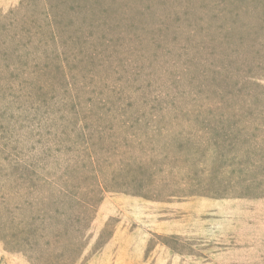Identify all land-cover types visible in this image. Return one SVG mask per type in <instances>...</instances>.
<instances>
[{
  "label": "rangeland",
  "instance_id": "obj_1",
  "mask_svg": "<svg viewBox=\"0 0 264 264\" xmlns=\"http://www.w3.org/2000/svg\"><path fill=\"white\" fill-rule=\"evenodd\" d=\"M0 264H264V0H0Z\"/></svg>",
  "mask_w": 264,
  "mask_h": 264
}]
</instances>
